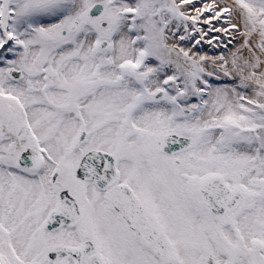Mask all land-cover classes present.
Returning <instances> with one entry per match:
<instances>
[{"label": "snow or ice", "instance_id": "snow-or-ice-1", "mask_svg": "<svg viewBox=\"0 0 264 264\" xmlns=\"http://www.w3.org/2000/svg\"><path fill=\"white\" fill-rule=\"evenodd\" d=\"M0 264H264V0H0Z\"/></svg>", "mask_w": 264, "mask_h": 264}, {"label": "bare ground", "instance_id": "bare-ground-1", "mask_svg": "<svg viewBox=\"0 0 264 264\" xmlns=\"http://www.w3.org/2000/svg\"><path fill=\"white\" fill-rule=\"evenodd\" d=\"M208 46L207 45H205V48H207Z\"/></svg>", "mask_w": 264, "mask_h": 264}]
</instances>
